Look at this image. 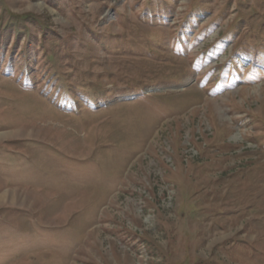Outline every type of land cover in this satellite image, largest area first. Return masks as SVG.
<instances>
[{"label":"rangeland","instance_id":"1","mask_svg":"<svg viewBox=\"0 0 264 264\" xmlns=\"http://www.w3.org/2000/svg\"><path fill=\"white\" fill-rule=\"evenodd\" d=\"M0 160V264H264V0H0Z\"/></svg>","mask_w":264,"mask_h":264},{"label":"crops","instance_id":"2","mask_svg":"<svg viewBox=\"0 0 264 264\" xmlns=\"http://www.w3.org/2000/svg\"><path fill=\"white\" fill-rule=\"evenodd\" d=\"M8 134V133H7ZM18 138H20V137H18ZM33 142V141H39V140H35V139H25V138H20V139H17V144H18V146H17V148H14V150L13 149H11V148H7V150H5L4 151V154H8L9 155V158H8V155H7V159H6V162L8 163V164H4L6 167L9 165V162H10V164H11V166H12V168H20V166L22 165V163L19 161V157H17L16 156V154H18V152H20L22 149H23V146L26 144L25 142ZM49 145H50V143H49ZM20 146V147H19ZM19 148H21V150H19ZM13 156V157H12ZM15 156V157H14ZM12 157V158H11ZM2 158H3V156H2ZM1 161L2 160H0V163H1ZM19 174L17 175V178H16V180L18 181V179L21 177V176H23V171H21V170H19V171H17ZM5 174V175H4ZM1 181H4V182H6V173H4V171L3 172H1L0 173V182ZM16 185H20L19 183H15ZM79 188H81V187H77V188H74V189H79ZM86 189H87V187H85ZM36 221H38L39 219H35Z\"/></svg>","mask_w":264,"mask_h":264},{"label":"trees","instance_id":"3","mask_svg":"<svg viewBox=\"0 0 264 264\" xmlns=\"http://www.w3.org/2000/svg\"><path fill=\"white\" fill-rule=\"evenodd\" d=\"M194 17L196 16V15H193ZM18 18V17H17ZM19 19V18H18Z\"/></svg>","mask_w":264,"mask_h":264},{"label":"bare ground","instance_id":"4","mask_svg":"<svg viewBox=\"0 0 264 264\" xmlns=\"http://www.w3.org/2000/svg\"><path fill=\"white\" fill-rule=\"evenodd\" d=\"M17 194V193H16ZM84 195V194H83ZM4 199V198H3Z\"/></svg>","mask_w":264,"mask_h":264}]
</instances>
